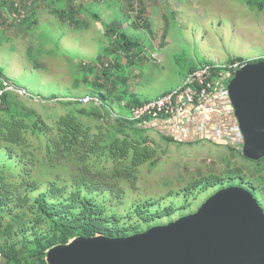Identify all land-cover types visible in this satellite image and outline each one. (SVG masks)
<instances>
[{
	"label": "rangeland",
	"instance_id": "1",
	"mask_svg": "<svg viewBox=\"0 0 264 264\" xmlns=\"http://www.w3.org/2000/svg\"><path fill=\"white\" fill-rule=\"evenodd\" d=\"M72 1L0 0V70L5 78L41 98L107 93L108 106L129 114L119 101L168 93L205 61L264 58V9L246 0H142L139 12L132 0H90L77 3L76 10ZM111 29L139 44L119 47L117 33L110 39ZM98 82L101 87L94 85ZM60 102L27 103L52 123L65 112ZM149 127L145 134L157 147V158L140 168L135 186L123 182L125 193L108 201L109 210L126 215L152 199V210L168 205L176 210L142 223L144 230L167 224L196 212L217 191L193 187L187 194L191 182L209 174L243 179L264 209V170L257 172L264 163L211 139L179 143L164 137L169 133L160 125Z\"/></svg>",
	"mask_w": 264,
	"mask_h": 264
},
{
	"label": "trees",
	"instance_id": "2",
	"mask_svg": "<svg viewBox=\"0 0 264 264\" xmlns=\"http://www.w3.org/2000/svg\"><path fill=\"white\" fill-rule=\"evenodd\" d=\"M74 1L71 3L76 10L90 0H77L79 6L73 5ZM246 1L260 11L264 9V0ZM108 32L110 39L114 33L119 35V47L131 49L139 44L126 32ZM235 59L244 58L230 60ZM100 83L94 85L101 87ZM107 96L101 94V107L74 99L46 98L41 106L61 101L65 107V112L50 123L37 108L29 106L27 102H34L30 98L25 102L14 92L4 95L0 106V254L5 257L4 264H48V250L72 238L133 235L144 231L142 223L175 212L171 205L152 210L156 202L152 199L139 202L126 215L107 208L110 199H122L123 182L135 186L140 168L158 155L157 147L145 134L150 128L145 120L132 123L109 119ZM145 101L134 96L128 104ZM103 114L106 121L101 120ZM195 141L199 140L179 143ZM253 161L262 165L264 157ZM233 180L209 174L191 182L187 194L193 187L219 190L244 185L243 179ZM243 187L255 193L248 185ZM127 217L131 219L125 221Z\"/></svg>",
	"mask_w": 264,
	"mask_h": 264
},
{
	"label": "water",
	"instance_id": "3",
	"mask_svg": "<svg viewBox=\"0 0 264 264\" xmlns=\"http://www.w3.org/2000/svg\"><path fill=\"white\" fill-rule=\"evenodd\" d=\"M245 135L243 154L264 157V59L230 82ZM191 141V140H188ZM48 264H264V209L252 191L227 186L196 212L129 236H79L47 252Z\"/></svg>",
	"mask_w": 264,
	"mask_h": 264
},
{
	"label": "built area",
	"instance_id": "4",
	"mask_svg": "<svg viewBox=\"0 0 264 264\" xmlns=\"http://www.w3.org/2000/svg\"><path fill=\"white\" fill-rule=\"evenodd\" d=\"M132 2L135 6L133 9L139 12L141 0ZM77 3L76 0L74 4ZM248 63L249 59L245 58L230 60L227 63L206 61L189 71L179 87L155 99L138 105H129L128 101L124 100L119 101V107L128 109L129 114L107 105L109 119L113 121L121 119L132 123L145 120L147 124L154 123L167 129L169 136L178 142L211 139L243 152L245 135L229 86L235 73ZM8 92L30 98L37 103L48 101L5 78L0 71V106ZM74 100H79L84 105L103 106L101 97L93 94ZM102 116L101 120L106 121L107 116L105 114ZM4 263L5 257L0 254V264Z\"/></svg>",
	"mask_w": 264,
	"mask_h": 264
},
{
	"label": "crops",
	"instance_id": "5",
	"mask_svg": "<svg viewBox=\"0 0 264 264\" xmlns=\"http://www.w3.org/2000/svg\"><path fill=\"white\" fill-rule=\"evenodd\" d=\"M113 4V3H112ZM244 58H246V57H244ZM253 58H255V59H259V57H253ZM251 60V59H250ZM146 125H148V126H152V127H154V126H156V124H154V123H150V124H146Z\"/></svg>",
	"mask_w": 264,
	"mask_h": 264
}]
</instances>
